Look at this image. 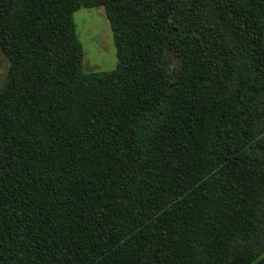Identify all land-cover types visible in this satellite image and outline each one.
Segmentation results:
<instances>
[{"label": "trees", "instance_id": "trees-1", "mask_svg": "<svg viewBox=\"0 0 264 264\" xmlns=\"http://www.w3.org/2000/svg\"><path fill=\"white\" fill-rule=\"evenodd\" d=\"M0 51V264H264V0H0Z\"/></svg>", "mask_w": 264, "mask_h": 264}, {"label": "rangeland", "instance_id": "rangeland-1", "mask_svg": "<svg viewBox=\"0 0 264 264\" xmlns=\"http://www.w3.org/2000/svg\"><path fill=\"white\" fill-rule=\"evenodd\" d=\"M75 32L83 49L85 72H108L116 67L113 33L102 8L79 9L73 13ZM7 71L0 51V85ZM264 126V119L261 121Z\"/></svg>", "mask_w": 264, "mask_h": 264}]
</instances>
